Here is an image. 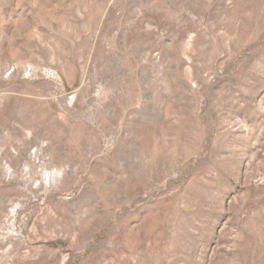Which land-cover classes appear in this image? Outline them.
Here are the masks:
<instances>
[{
	"label": "rangeland",
	"instance_id": "1",
	"mask_svg": "<svg viewBox=\"0 0 264 264\" xmlns=\"http://www.w3.org/2000/svg\"><path fill=\"white\" fill-rule=\"evenodd\" d=\"M0 264H264V0H0Z\"/></svg>",
	"mask_w": 264,
	"mask_h": 264
}]
</instances>
